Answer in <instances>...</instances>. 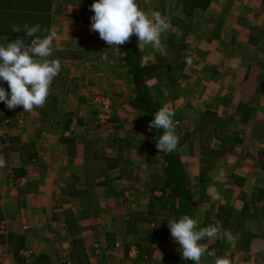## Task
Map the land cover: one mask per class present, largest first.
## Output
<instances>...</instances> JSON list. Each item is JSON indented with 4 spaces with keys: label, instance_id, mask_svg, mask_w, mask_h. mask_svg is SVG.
<instances>
[{
    "label": "crops",
    "instance_id": "obj_1",
    "mask_svg": "<svg viewBox=\"0 0 264 264\" xmlns=\"http://www.w3.org/2000/svg\"><path fill=\"white\" fill-rule=\"evenodd\" d=\"M41 1L45 4V11L50 8L41 12L44 16L39 34L43 35L44 29L56 33L52 43L53 58L60 60L61 70L51 84L50 94L43 107L25 112L22 106L11 110L4 102H0V113L12 115L0 119L6 121L8 131L5 143L0 147V155L6 161L5 166L0 168V181L5 183L0 190V224H5L4 231L6 229V233L0 230V264H19L11 248L20 235L25 239V247L20 255L28 264L34 262L40 253L48 255V264H81L73 246L72 234L68 230V213L77 219L79 233L84 242L82 254L89 264H124L122 261L126 255L140 259L138 245L141 244L126 239L132 233L124 229L123 225L117 226V218L112 213L118 200L128 193L127 187L122 186L126 176L122 175L120 168L106 169L104 157L94 161L93 152L87 147H90L89 142H96L94 138L98 135L92 134L91 139H87L83 135L78 136L75 130L77 123L82 126L90 125L91 119L84 117L87 110H93L94 118L97 119V110L91 105L90 98L94 92H99L96 91L98 89L112 91L110 94L114 105L112 104L111 117L116 119L114 108L117 100L131 95L125 69L117 64L118 51L116 58L104 55V48H107L104 47V40L99 37L98 32L91 30V20L83 15L84 8L88 9L94 0ZM164 3L165 0H144L142 9L151 14ZM177 13L180 16L181 12ZM166 14L169 13L163 11L162 16L166 17ZM189 23V30L184 31L189 37L182 50V56L183 51L185 52V61L180 60L181 56V64L174 58L166 62L168 68L175 69L174 76L178 77L176 82L171 83L167 79L159 81L156 74L148 83L163 105L178 86L192 84V109L184 108L180 111L181 122L190 115L187 109L192 112V123L197 122V126L191 124L189 130L199 129L205 113L211 111L230 130L237 133L240 142L226 150L236 153L237 159L238 151L246 152V156L239 159L237 169L228 174L227 178H231L232 182L227 181L226 187L232 189V192L225 194L228 196V203L233 198L236 204L234 187L239 188V193L244 196L249 194L248 184L252 180L255 184L252 183L250 193L256 188H264V153L254 151L257 147L264 146V0H211L207 8L194 10L189 16ZM2 26L0 25V44L17 38H25L30 43L34 38L1 32ZM163 36L164 33L161 40ZM164 41L165 46L166 37ZM142 50L144 63L158 62L148 55L151 45L144 46ZM188 57L192 59L190 65L186 63ZM178 64L180 69L185 66L186 74L182 70L177 74ZM0 84L8 86L2 80ZM127 87L129 90L124 93ZM7 89L5 88L6 91ZM7 92L10 93V90ZM134 110L139 113L137 109ZM179 110L181 109H174L175 112ZM62 116L68 118L64 120ZM20 118L24 120L23 123L19 122ZM94 122L95 128L98 127L95 119ZM183 125L181 126L184 127ZM207 129L211 130V125ZM43 131L46 133L42 134ZM207 137L204 132L200 135L197 133L195 145H210L206 141ZM210 146L218 147L219 141L217 145ZM191 153L197 156L186 157L182 162L188 161L183 163L187 177L196 179L203 198L211 186H218L219 181L213 182L211 178L212 183L207 187L203 184V189L202 182L200 185V171L195 166L198 163L196 158L204 164L201 161L202 154L198 149L191 150ZM117 155L118 149L105 158ZM219 156L220 153L214 158L215 163ZM134 169L131 171L133 178L136 173ZM188 169L192 171L189 172ZM150 172L151 169L148 176ZM147 192L144 210H138L133 216L125 215L128 219L125 227L136 228L133 240H136L135 237H142L137 241L142 243L145 227L140 229V223L148 224L150 237L143 248L147 247L144 250H149L150 254L146 251L143 256L150 259L160 248L159 238H155L156 233H163L158 230L155 220L146 219L150 189ZM191 192L192 195L198 194V191L192 189ZM112 193L113 197L108 196ZM224 193L222 192L221 197H224ZM220 200L224 203V199L219 198ZM85 213L87 220H91L90 223L83 219ZM33 229H37L34 238L28 236V232ZM59 229L62 235L57 238ZM52 242L55 246L48 250L44 245ZM116 243H120V247L127 243L128 252L123 253L122 249L119 256L110 257L107 250H117L118 253L121 249L116 247ZM4 246H8L5 247L7 256L3 251ZM133 249L136 251L131 252ZM251 251L240 250L236 243L230 241L223 256L237 264V257H247L246 254L249 255ZM134 252L135 255H132ZM167 258L170 259L168 264H178L181 252L172 260L170 256Z\"/></svg>",
    "mask_w": 264,
    "mask_h": 264
},
{
    "label": "trees",
    "instance_id": "obj_2",
    "mask_svg": "<svg viewBox=\"0 0 264 264\" xmlns=\"http://www.w3.org/2000/svg\"><path fill=\"white\" fill-rule=\"evenodd\" d=\"M174 2L178 11L181 12V18L175 16L170 19V23L176 26L178 29L187 31L190 28L188 21L189 16L194 13L196 9H205L210 4L211 0H171ZM93 3V2H92ZM138 4L141 9L144 7V0H138ZM45 4L41 0H0V25L3 29L1 32L11 33L14 35H26L23 31V26L28 24L29 26L39 24L43 21L45 11ZM83 15L88 19L94 14L90 7L82 11ZM12 25H19L22 29L21 32H13L11 30ZM167 46L172 51V58L178 59L182 56V50L185 47L184 40H176V35L169 33L166 36ZM117 64L125 69V74L128 77V83L131 86V96L128 98L129 104L138 110L139 116L135 117L132 121V128L140 133L145 132L153 139L154 142L146 146L147 160L151 167L149 174V188L150 200L148 204V210L146 211V219L155 220L160 232L170 231L168 222L171 219H178L181 215L188 214L199 221L201 227L208 225H217V223L211 218L209 212H205L203 216L198 217V203L194 199L190 181L187 177L185 167L182 162V148L185 144H188L192 150L195 149V136L197 133L202 134V130H185L181 125L177 123L180 120L181 113L175 112L173 117L176 128L175 132L179 136V144L177 149L171 153L158 152L156 148V139L162 134V130L155 128L149 129L148 125L150 121L154 119V113L158 111L163 104L158 98V95L154 91L153 87L149 85L148 81L158 74V80L167 79L171 83H175L178 79L174 76V68H168L166 66L165 58H161L155 63H144L143 50L138 47V37L133 34L130 40L123 45L118 46ZM178 63H182L179 61ZM177 67L179 66L176 65ZM172 67H174L172 62ZM0 86L4 88L9 87L7 85ZM248 107V111L250 112ZM2 112V111H1ZM248 113L247 111H245ZM12 116L5 112L0 113V119L5 116ZM213 118L211 122V131L215 133V137L219 141L218 148H212V146H200L199 152L202 154L201 161L204 164H210L214 161V158L225 149H228L231 145H235L240 142V138L237 133L230 130L226 123L213 112L205 113L203 117V123H208L209 119ZM71 127V126H70ZM68 127V128H70ZM116 147L118 148V155L115 157H107L105 159L106 169L120 168L122 175L131 177V171L134 163L130 160L129 156L123 154L126 146H134L137 141L131 142L128 139L117 138ZM140 144V143H138ZM140 145L138 146V148ZM142 148V147H141ZM161 156L160 167H154L155 162L152 160L155 155ZM93 159H101L102 155H98L97 152H93ZM126 163L130 164L124 166ZM103 168V170H106ZM96 170V169H95ZM234 177V176H233ZM205 176L203 174L202 181ZM203 184V182H202ZM111 185H107L109 187ZM205 189L204 186H202ZM158 192H160L158 194ZM111 195L108 196H112ZM113 197V196H112ZM244 204L239 212L233 210V205L227 206L226 212L223 216L222 226L220 227L227 235L223 238H212L206 241L210 250L215 249L217 256H223L224 251L228 243L234 242L240 250L250 251L252 248H258L260 246V240L257 238L256 232L253 233L246 226L248 219L262 221L264 219V188H256L252 191L250 197H244ZM67 226L69 232L73 237V246L76 253L79 256V262L81 264H89L85 255L82 254V247L84 245L83 239L80 236V228L77 225V219L71 213H68ZM228 232H232L233 240L228 237ZM22 235L18 236L12 243V252L14 253L19 264H28L22 259L20 251L25 247V241ZM140 250L143 249L142 245H138ZM129 245L125 247V253L128 252ZM150 254L149 250H146ZM168 257V256H167ZM203 258L210 263L211 258L203 256ZM48 255L40 253L34 262L29 264H48ZM202 260V258H201ZM201 262V261H200ZM178 264H195L192 260H183L182 254ZM201 264V263H200Z\"/></svg>",
    "mask_w": 264,
    "mask_h": 264
},
{
    "label": "rangeland",
    "instance_id": "obj_3",
    "mask_svg": "<svg viewBox=\"0 0 264 264\" xmlns=\"http://www.w3.org/2000/svg\"><path fill=\"white\" fill-rule=\"evenodd\" d=\"M169 2V3H168ZM179 9H177V7L175 6L174 2L170 1V0H165V3L160 5L158 8H155L153 11H158L161 14L163 13V11H167L166 17H164L170 24V28L164 32L165 36H163L162 40L160 39V44L159 46L153 47L151 46V50L149 51V56L151 58H153L154 60L157 59L158 61L163 57L165 58V61H172V51L168 48L167 45L164 46L163 43H165L164 41V37L167 36V34L169 33H173L176 35V40H184V43L187 44L186 40L189 39V37H187L186 33L183 30L178 29L176 26L172 25L170 23V19L175 16H177L178 18H181V14L180 16L178 15L177 12ZM189 21V18H188ZM170 31V32H169ZM189 42V40H188ZM104 47H107L106 49L104 48V55L106 56H115L116 58V53L118 51V46H114L113 48L110 46H108V44L104 41ZM167 47V48H166ZM155 50V51H154ZM188 51V50H187ZM184 51H183V56L180 58L181 61H185V55H184ZM158 54H161L158 56ZM161 56V57H160ZM174 64V63H173ZM175 66V64H174ZM177 70V74L180 72V70L184 71V73L186 74V68L185 66L181 67V69L179 67L176 68ZM124 71V70H123ZM123 77V76H122ZM125 79V77L123 78V80ZM121 79V81H123ZM120 83V82H119ZM124 83V82H123ZM154 80L152 82L151 85H153ZM192 85V84H191ZM189 83L183 85V86H178L174 92V94H172V97L170 99H167L168 102H166L167 105H169L171 108L175 109H181L179 110L182 111V109L184 108H190L192 109L191 106V100H190V95H191V91H192V87ZM130 87V86H129ZM108 89H98L96 91L102 92L103 94H105L106 96H108L111 101H112V96L110 94V92L107 91ZM128 87L127 89H125L124 93L128 92ZM96 93V92H94ZM131 95H128L127 97H123V99L121 100H117V103L115 104V108H114V116L116 115V119L114 120L112 117L111 119L108 121L107 125L105 127H100L98 125V127L95 128L96 123H93V120L95 119L97 121L96 118H94V114L92 113L93 110L89 109L86 112V115L84 116L86 119L90 120L89 123L90 125H84L82 126L81 124L78 125L75 128L76 133L78 134V136H85V138L87 139H91L92 134L93 135H98V137L94 138L96 140L95 143H91L89 142L88 145L90 147H87L90 149V151L92 152H97L98 155H102L103 157L106 155H111L113 154L118 148L114 147L116 146L117 143V138L123 140L128 139L131 140V142L137 141L136 144H134V146L130 147L127 146L124 151L123 154L126 156V154L129 156L130 160L134 163L132 170L137 167L136 169H134V171H136L135 173V177L133 178V176L125 177V181L122 184V186H126L127 187V194L125 193V197L118 200V204L116 206H114V210H112V213L115 214L116 218H117V226H124V229L128 230L130 234V236H128V238L126 237V239H129L130 242H133L135 244H141L142 246L146 245V242L148 241V237H150V235H148L149 233V227H147L148 224L146 223H140V229H144L145 227V231L143 232V237L144 240L143 242L139 243L137 242L139 239L141 240L142 237H135L136 240H133V235L134 232L136 231V228L133 227H129L126 228V223L128 222L127 218L125 217V215H129V216H133L132 214H136V212L139 210V212H141V209H143V205L146 206L145 202L146 199L148 198V188H149V176H148V172L150 171L151 167H148V162H146L148 156L147 151H146V146L153 141V139H151L147 133H143V132H136L133 128H132V121L135 117L139 116V113H137L134 108L129 104L128 102V98ZM91 103V101H90ZM113 104V101H112ZM92 105V103H91ZM114 105V104H113ZM112 105V106H113ZM194 108V107H193ZM190 109H187V113H190V115H188L185 120L183 122H181V120H178L177 123L180 125H183L185 128V130H189L188 128H191V124H194L195 126H197V122L192 123L193 121L191 120V111ZM23 118V117H22ZM62 118L65 120V118H68L67 116H62ZM77 118V116H76ZM24 119V118H23ZM114 121V122H113ZM213 121V118L210 117L209 122L208 123H204L203 125H201V127L198 130H202V128L204 129V127H208L209 125H211V122ZM207 127L204 129V133L207 134V138L206 141L208 144H212V145H217V138L215 137V131L212 132L211 130H208ZM86 128V131H84V129ZM200 135V134H199ZM107 140V142H106ZM196 142V139H195ZM140 143V144H138ZM140 145V147L138 148V146ZM87 146V143H86ZM142 147V148H141ZM214 147V146H213ZM212 147V148H213ZM214 148H218V147H214ZM115 149V150H114ZM196 149H200L199 145H195V150ZM262 149V150H261ZM192 148L190 146H183L182 148V159L184 158H188L189 156H197V154L192 155L191 153ZM258 150V151H257ZM227 151L222 150L220 152V158L216 159L217 163H215L213 161V163L210 164H201L200 161L196 158V160L198 161L197 164H195V166L198 168V171H200V176L203 177V174L205 176L204 181L200 180V185L201 182H203V184H205V187L209 186V184H211L212 182L211 180H214L213 182L219 181L218 186L214 185L211 186L209 192L207 195L203 196V198L200 196L202 194V192L196 185V179H192L189 177L190 180V184H191V189L193 191H198V194L196 193L195 195H193L194 199L197 201L198 203V217L199 216H203L205 212H209L211 218L217 223V226L221 227L222 226V219L223 216L226 212L227 206H229L230 204H234L233 205V210L235 212H239L240 208H242L243 204H244V200H245V196L241 193H239L240 191L239 188L234 187L235 192L234 195L237 196L236 197V204L234 203V199L232 198V200H229L228 203V196L225 195L226 193H230L232 192V189L227 188L226 187V183L227 181H231V178H227L228 174L230 172L235 171V169H237V162L239 161V159H242L246 156V152H239L238 151V159L237 156L235 155L236 153H232V152H225ZM260 153H264V146H261L260 148H256V150ZM222 152H225L224 154H221ZM241 155V156H240ZM133 158V159H132ZM152 160L155 162V166L154 167H160L161 165V156L159 154L155 155L154 158H152ZM215 160V159H214ZM229 160L232 161V163H229ZM183 163H188V161H183ZM130 165L128 163H126L124 166ZM142 165V166H140ZM140 166V167H139ZM223 168L226 172V175L221 177L219 180L217 179L218 175H219V171L220 169ZM186 169V167H185ZM250 169V168H249ZM252 170V169H251ZM189 172H191V169H188ZM237 171V170H236ZM122 172V171H121ZM253 173V172H252ZM134 175V174H133ZM120 176V175H119ZM191 176V173H190ZM193 177V176H191ZM225 181V183H223ZM252 183L255 184V182L252 180V182H250L248 184V190H249V194L248 197H250L251 193L250 190L252 189ZM202 184V186H204ZM199 185V187H200ZM196 186V189H195ZM260 187V186H258ZM241 190V189H240ZM222 192L224 193V197H221ZM145 193V194H144ZM217 194H219V198H221L222 200L224 199V203L223 201H219V198H217ZM198 197V199H197ZM201 203V206H200ZM236 208V209H235ZM239 210V211H237ZM29 215V213H28ZM84 220H87L88 218L86 217V213L84 215ZM132 220V219H131ZM91 220H87L86 222L90 223ZM128 224V223H127ZM246 226H248V228L251 230V232L257 234V238L260 240V246L258 248H252V253L250 252L249 255L246 254L247 257L245 256H239L237 258H239V263L237 262V264H264V219L260 222L258 220H251L248 219L246 222ZM36 231L37 229H33L31 232H28V236L29 237H35L36 236ZM163 235H161V233H156V239L159 238V251L156 252V254H153L152 258H147L144 257L143 255H146V251L144 249H146L147 247L143 248L142 250H140V259H134L131 258L129 255H126L125 257H123V261L124 264L128 263V264H168V262L170 261V259L168 260L167 256H170L171 260L173 259V257L175 255H178L179 251V244L178 242L174 241L171 237L170 231L164 233L162 232ZM58 236L57 238L62 235V233L59 232L57 233ZM152 236V235H151ZM228 237L230 238V240H233V234L232 232H228ZM233 243V242H232ZM125 245H127V243H125L124 245L122 244V246L120 247L121 249H119L118 253L117 250H107V252H109V256H119L120 251L121 252H125ZM2 246V245H1ZM48 250L49 248L55 246L54 243H47L44 245ZM8 246H4L3 247V251L4 254H6L7 256V249L5 248ZM10 248V247H9ZM232 249V248H231ZM236 250V248H235ZM238 250V249H237ZM149 257V255H147ZM143 258V259H141ZM160 258V260H156ZM111 260V259H109ZM234 261H236V259H234ZM209 261L205 260L202 257L201 260V264H209ZM110 264H114L113 262H111Z\"/></svg>",
    "mask_w": 264,
    "mask_h": 264
},
{
    "label": "clouds",
    "instance_id": "obj_4",
    "mask_svg": "<svg viewBox=\"0 0 264 264\" xmlns=\"http://www.w3.org/2000/svg\"><path fill=\"white\" fill-rule=\"evenodd\" d=\"M94 13L91 17V30L110 46H119L128 42L133 34L138 37V47L159 46L162 33L170 28L169 22L158 11L147 13L138 4V0H94L90 6ZM13 32H21L19 25H12ZM23 31L27 37H34L30 43L25 38H17L6 44H0V80L7 82L10 93L0 86V102L14 110L22 106L25 112L43 107L50 94L54 78L60 73L61 62L53 58V39L55 32L47 29L41 33L39 24H25ZM118 48V47H117ZM191 64V57L186 58ZM175 111L169 105H163L154 113V119L148 127L162 130L156 139L158 152L171 153L177 149L179 136L175 132L173 119ZM229 163H232L229 160ZM6 164L0 156V168ZM220 169L217 179L225 176ZM219 198V194H217ZM168 222L171 237L179 244L183 260H192L200 264L201 258L210 257V264H233L225 256H217L215 249L210 250L206 242L212 238H223L227 234L217 225L201 227L199 221L188 214Z\"/></svg>",
    "mask_w": 264,
    "mask_h": 264
},
{
    "label": "built area",
    "instance_id": "obj_5",
    "mask_svg": "<svg viewBox=\"0 0 264 264\" xmlns=\"http://www.w3.org/2000/svg\"><path fill=\"white\" fill-rule=\"evenodd\" d=\"M90 101L92 103V105L95 107V109L97 110V124L100 127H105L108 123V121L111 119L112 116V101L111 99L106 96L105 94H103L102 92H96L93 93ZM23 119L20 118L19 122L23 123ZM6 121H0V147L4 145V141L7 138V130H6ZM46 132L43 131L42 134H45ZM3 157V155H0ZM11 180V178L9 179ZM5 183L0 181V190L1 188L4 186ZM5 224L1 223L0 224V230L4 231V226ZM25 228H27V225L24 226ZM6 231V229H5ZM4 231V232H5ZM6 233V232H5ZM116 247H120V243H116ZM136 251L135 249H133L131 252ZM136 252H134L135 255Z\"/></svg>",
    "mask_w": 264,
    "mask_h": 264
}]
</instances>
